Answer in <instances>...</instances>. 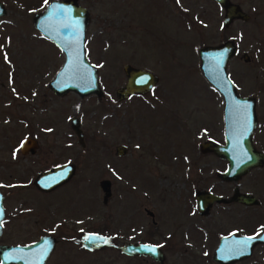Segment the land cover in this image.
Masks as SVG:
<instances>
[{
	"label": "rangeland",
	"instance_id": "1",
	"mask_svg": "<svg viewBox=\"0 0 264 264\" xmlns=\"http://www.w3.org/2000/svg\"><path fill=\"white\" fill-rule=\"evenodd\" d=\"M1 1L0 192L6 220L0 243L52 235L54 245L59 242L46 264H217L210 257L213 244L200 239L212 216L196 212L195 192L229 194L235 186L261 201L247 211L254 220L245 222V231L264 220V166L225 181L216 173L226 161L198 150L206 139L222 142L223 124L221 98L202 77L197 56L198 48L234 41L238 53L226 72L238 95L254 99L251 142L264 150V0H230L248 20L226 27L213 0H76L87 11L85 56L101 88L99 96L83 97L72 91L56 96L47 87L62 54L31 19L50 0ZM126 63L149 70L157 82L149 93L117 101ZM70 117L79 120L82 146ZM26 138L37 142L33 153L19 151ZM116 145L125 147L124 154H115ZM64 162L74 167L66 182L47 192L34 187L36 174ZM102 179L110 191L104 202ZM75 219L116 244L78 251L64 237L78 227ZM143 240L159 247L160 262L118 250ZM237 264L264 261L254 251Z\"/></svg>",
	"mask_w": 264,
	"mask_h": 264
},
{
	"label": "water",
	"instance_id": "2",
	"mask_svg": "<svg viewBox=\"0 0 264 264\" xmlns=\"http://www.w3.org/2000/svg\"><path fill=\"white\" fill-rule=\"evenodd\" d=\"M213 1L222 8L223 27L228 26L234 19L243 22L248 20V15L237 4L229 0ZM3 14L4 8L0 2V16ZM87 21L86 9L78 5L76 0H50L41 11L35 12L31 19L32 26L39 35L50 41L62 54L59 68L47 82V87L56 96H62L69 91L79 97L89 94L99 96L101 93L96 67L89 63L85 56L84 34ZM234 50L235 44L229 39L218 45H207L197 49L200 73L221 97L223 121V142L207 139L199 143L198 150L202 153L212 152L226 161L225 169L216 173L217 177L225 181L235 180L249 169L264 164V153L257 151L251 142V133L256 123L254 99L239 96L226 73V64ZM241 58L243 62L248 61L246 54H242ZM121 71L125 81L114 91L117 101L148 93L157 82L156 75L149 70L127 63L122 65ZM69 126L76 135L77 142L81 144L82 131L78 118L70 117ZM35 148L37 142L34 138H26L19 145V151L25 154L33 153ZM124 152L123 145L115 146L116 155H122ZM73 172L74 167L71 163H61L36 174L32 184L37 190L47 192L66 182ZM99 188L104 202L110 193L109 181L100 180ZM194 195L195 210L199 215H206L213 202L236 201L251 205L256 200L251 194L240 193L236 189L233 190L230 199H224L210 191H198ZM2 202L3 195L0 192V234L1 221L4 217ZM238 238L240 239L221 238L215 249L214 258L225 263L248 256L250 248L255 243H264V231L251 240H248L249 237ZM244 241H248L247 244ZM101 242L102 238L94 234H88L84 239L88 248L101 245ZM235 243H238V247L245 246V251L226 256L235 248ZM53 245L54 238L50 235H41L36 241L24 246L0 244V264H45ZM120 251L127 255H148L159 262L162 256L154 245L148 244L126 243L120 247Z\"/></svg>",
	"mask_w": 264,
	"mask_h": 264
},
{
	"label": "flooded vegetation",
	"instance_id": "3",
	"mask_svg": "<svg viewBox=\"0 0 264 264\" xmlns=\"http://www.w3.org/2000/svg\"><path fill=\"white\" fill-rule=\"evenodd\" d=\"M0 2L2 3V5L4 7L3 1L0 0ZM230 2H232V1H230ZM232 3H235V4H237L239 6V4L236 3V2H232ZM239 8L241 9L240 6H239ZM234 20H237V19H234ZM237 53L238 52L236 50V45H235V50H234V53H233V55L231 57H235ZM242 54H245V53L241 52V56H242ZM254 106H255V104H254ZM79 145L82 146L81 144H79ZM257 151H260V152L264 153V150H257ZM261 166H264V164H262ZM235 189H237V188L234 186V187H232L231 193H229V194H227V193L226 194L217 193L216 195H219V196H221L224 199H230V197H231V195L233 193V190H235ZM237 191L240 192V193H245V192L239 191L238 189H237ZM260 204H261V201L259 199H256L255 203L251 204V205H244V204L236 202V201H229V202H225V203L224 202H213V204L210 206V208H209V210L207 212V214H209V216H212V218L209 220V223L206 225V227H207L206 234L202 233V234H200L201 238H200V236H197V237L202 239L204 245H206V244L210 245L211 244V246H212V244H213V247H211L212 249H211L210 257H211V259L214 262H216L217 264H237L239 262H242V260L244 261V259L251 258L254 251H258L259 258L262 261H264V255L262 254V252L264 251V243L263 242L255 243L250 248L248 256L236 259V260L231 261V262L222 263V262H219L218 260H216L214 258L215 249H216V247L218 245V242H219V240L221 238H230L232 240H235V239L239 240L240 238H238V237H255V236L259 235L261 232L264 231V220H262L260 222L255 220L256 221L255 226H252V228L249 231H245V229H246L245 228V226H246L245 222L246 221L252 222L254 220L250 215H247V211H249L250 206H254V207L258 206L259 207ZM263 204H264V202L262 203V205ZM220 207L227 208L228 211L231 208H233V210H231L230 212H227V211L221 210ZM235 207H237V208H235ZM262 210H264V208H262ZM219 212H221V213H219ZM5 220H6V218H5V214H4L3 222H5ZM230 220H233L234 223H237L236 224L237 226H231V225L225 224L226 221H230ZM238 220L241 222L239 225H238ZM74 221L77 222V223L75 222L74 226H78V227L73 228V229H68L67 232H65V236L64 237H66V241L67 242H71L72 241L75 244V246L77 247L78 251L83 250V251L92 252L93 248L102 247V246L98 245L96 247L88 248L86 246V244L84 243L85 236H86L87 233H95V232L92 231V230H89V232H88V230L85 228V225L81 226L80 225L81 224L80 223V219H75ZM77 224H79V225H77ZM3 226L4 225L2 223L1 233L3 232ZM225 226H228V228H225ZM72 231L75 232V233L77 232L78 235L76 236L75 233H73V234L71 233L69 235V233L72 232ZM101 235L105 236L106 234H101ZM35 240H33V241H35ZM192 240H193V238H192ZM144 241L145 240H143L142 242H137V243H133V244L143 243V244H148V245H154V244H152L150 242L148 243V242H146V241L144 242ZM31 242L21 243V244H6V243L3 242V243H0V244H3V245H27V244H30ZM57 242H59V240ZM57 242L55 241V245H56ZM127 243H132V242H127ZM101 244L108 245V244H111V243L108 240L107 241H103L102 240ZM114 244H116V243L111 244L112 247H113ZM124 244H126V242H124L122 245H124ZM55 245L53 246L52 250L54 249ZM122 245L118 246V250L119 251H120V247ZM234 245H235V248L230 250L228 255H226V256L230 257V256H233V255H237L238 253H243L245 251V246H241L240 245L238 247V243H235ZM154 246H156V245H154ZM156 248L158 249V252H160L161 255H162V251L159 249V247L156 246ZM227 248H225V251H226ZM52 250H51V252H52ZM184 250L186 251L187 249H184ZM225 251H223L224 254H225ZM121 253L126 255V256H132L133 255V254L127 255V254H125L123 252H121ZM146 256L147 255H145V257ZM191 256H193V253L189 252L188 253V257H191ZM147 257H150V256H147ZM154 261H157V260H154ZM45 264H46V262H45Z\"/></svg>",
	"mask_w": 264,
	"mask_h": 264
},
{
	"label": "snow or ice",
	"instance_id": "4",
	"mask_svg": "<svg viewBox=\"0 0 264 264\" xmlns=\"http://www.w3.org/2000/svg\"><path fill=\"white\" fill-rule=\"evenodd\" d=\"M46 2H47V0H46ZM14 155H15V154H14ZM251 239H253V238H252V237H249V238H248V240H251ZM247 242H248V241H244L245 244H247ZM148 251H154V249H148Z\"/></svg>",
	"mask_w": 264,
	"mask_h": 264
}]
</instances>
